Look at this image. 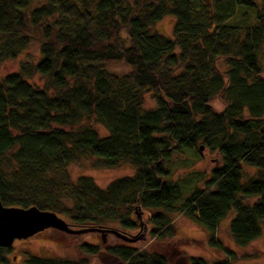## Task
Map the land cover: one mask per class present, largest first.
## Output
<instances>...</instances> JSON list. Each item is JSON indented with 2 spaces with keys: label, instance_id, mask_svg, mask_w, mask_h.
<instances>
[{
  "label": "trees",
  "instance_id": "trees-1",
  "mask_svg": "<svg viewBox=\"0 0 264 264\" xmlns=\"http://www.w3.org/2000/svg\"><path fill=\"white\" fill-rule=\"evenodd\" d=\"M42 1L0 0V63L31 43L40 57L0 79L1 204L49 211L76 229L116 224L126 235L148 214L143 221L158 240L174 236L169 215L180 214L206 231L211 248L220 247L216 229L233 211V244L256 240L264 225V0L261 9L255 0ZM242 8L254 10L250 25ZM165 17L174 18L171 38L154 31ZM112 64L128 71L108 72ZM34 76L41 87L27 82ZM148 93L152 109L143 108ZM198 144L216 152L221 166L181 201L166 165ZM89 159L96 168L128 164L134 173L105 188L85 176L72 180L68 168ZM244 167L255 177L244 181ZM249 198L257 200L243 204ZM79 249L115 264H167L124 242ZM25 263L87 261L28 256Z\"/></svg>",
  "mask_w": 264,
  "mask_h": 264
},
{
  "label": "rangeland",
  "instance_id": "rangeland-1",
  "mask_svg": "<svg viewBox=\"0 0 264 264\" xmlns=\"http://www.w3.org/2000/svg\"><path fill=\"white\" fill-rule=\"evenodd\" d=\"M42 2V0H38V3ZM255 3L256 9H261V0H255ZM238 12L247 14L245 24L250 25L254 10L242 8ZM234 20H240V15H236ZM173 23L174 18L165 17L154 26V31L166 38H171ZM39 58L38 45L31 43L16 59L0 63V79L18 72L22 64H33ZM258 60L264 73V43L258 52ZM219 68H224L222 62H219ZM107 71L121 75L127 72L128 69L120 64H112L107 67ZM27 82L37 87L42 85V81L37 76L27 79ZM222 106L217 100L213 102V108L216 111L221 110ZM153 107L154 100L148 93L144 96L143 108L152 109ZM262 120L264 121V116ZM91 125L100 137L107 135L106 130L100 125ZM199 147H202L201 144L197 145V150H186L173 154L166 165L169 173L168 179L176 182L180 188L181 201L187 199L194 191H202L205 182L210 178L211 171L221 166L220 156L216 152H210L203 147L200 150L198 149ZM93 164L94 160L89 159L82 162L79 166H70L68 168L70 178L75 180L80 176L89 177L99 188H105L111 181L131 176L134 173V168L128 164H123L113 169L96 168L92 166ZM243 171L244 181L255 177V169L244 167ZM256 200L257 198L245 199L243 204L252 205ZM233 216L234 212L232 211L216 229V238L220 243V247H209L206 231L180 214L169 215L171 226L174 230L172 238L164 240L152 239L149 235L150 227L147 226L145 240L137 241L132 245L137 249L163 255L167 260V264H187L189 258H201L207 264H215L217 262H226L227 264H264L263 222L260 224L261 235L247 247L239 248L233 244L228 234V224ZM144 217L142 221L143 219L145 220ZM106 226L120 232L116 224ZM139 231L140 229L130 232L129 235L137 236L140 233ZM122 242V240L112 234H107L102 239L100 233H96V235H93V233L68 235L55 230H48L29 239L14 241L11 247L7 248L4 256L5 260L0 264H26L25 260L28 256L43 259L61 258L74 261L85 259L87 264H115L112 259L103 256V254L87 256L80 251L79 245L82 243L116 245ZM225 250L229 251V253Z\"/></svg>",
  "mask_w": 264,
  "mask_h": 264
},
{
  "label": "water",
  "instance_id": "water-1",
  "mask_svg": "<svg viewBox=\"0 0 264 264\" xmlns=\"http://www.w3.org/2000/svg\"><path fill=\"white\" fill-rule=\"evenodd\" d=\"M199 149L201 150L202 147ZM139 221L140 233L137 236L126 235L113 228L84 227L76 229L55 213L41 211L34 207L26 209L5 207L0 202V248H10L16 240L29 239L48 230H55L68 235L100 233L102 239L107 234H112L126 244H133L137 241H144L147 233V226L140 216Z\"/></svg>",
  "mask_w": 264,
  "mask_h": 264
},
{
  "label": "flooded vegetation",
  "instance_id": "flooded-vegetation-1",
  "mask_svg": "<svg viewBox=\"0 0 264 264\" xmlns=\"http://www.w3.org/2000/svg\"><path fill=\"white\" fill-rule=\"evenodd\" d=\"M88 234H91V233H88ZM93 235H96V233H93Z\"/></svg>",
  "mask_w": 264,
  "mask_h": 264
}]
</instances>
